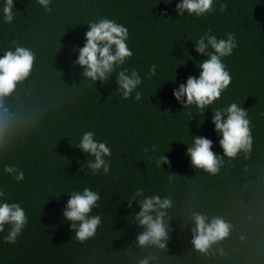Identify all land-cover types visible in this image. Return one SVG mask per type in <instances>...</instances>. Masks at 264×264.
I'll return each mask as SVG.
<instances>
[{"label": "trees", "instance_id": "obj_1", "mask_svg": "<svg viewBox=\"0 0 264 264\" xmlns=\"http://www.w3.org/2000/svg\"><path fill=\"white\" fill-rule=\"evenodd\" d=\"M179 2L51 0L49 13L38 0H14L11 24L0 11V57L12 40L36 53L30 76L0 98V191L7 194L0 202L19 203L28 216L15 243L4 241L9 226L0 232V264H138L145 256L152 257L150 264H264V0H215V10L203 17H181ZM221 3L228 5L224 12ZM100 18L129 30L133 56L122 67L139 72V101L135 92L122 97L115 73L107 83H83L84 69L74 64L87 23ZM208 29L218 39L234 33L238 44L223 58L232 82L211 107L238 103L248 111L254 138L251 158L225 157L216 176L194 169L186 155L194 136L211 139L212 150L223 155L213 109L202 116L173 95L189 76L199 77L198 63L206 57L194 43ZM153 64L156 75L149 78ZM87 131L111 149L108 174L84 167L93 157L76 146ZM163 154L171 166L157 167ZM5 165L22 170L25 179L17 182ZM85 187L100 194L92 214L102 223L93 238L80 242L63 211L68 193ZM137 188L173 200L166 249L135 246L142 229L130 218L140 207L133 201L130 209L128 199ZM193 211L223 217L233 226L230 237L207 256L191 245Z\"/></svg>", "mask_w": 264, "mask_h": 264}, {"label": "clouds", "instance_id": "obj_2", "mask_svg": "<svg viewBox=\"0 0 264 264\" xmlns=\"http://www.w3.org/2000/svg\"><path fill=\"white\" fill-rule=\"evenodd\" d=\"M214 3L215 0H180L176 4V11L181 17L185 16V13L203 17L215 10ZM38 4L46 12H52L51 0H38ZM219 7L220 11L224 12L228 5L221 3ZM14 9V0H5L0 10L5 23L13 22ZM87 24L89 30L85 33L84 46L74 49L79 53L74 64L84 69L83 83L87 81L95 84L107 83L115 73L117 90L122 97L128 99L135 92V99L141 100L142 93L136 91L142 83L139 72L122 67L133 56L127 44L128 28L109 18H100ZM211 32L212 30L208 29V32L194 43L196 52L206 57L198 63L199 77L189 76L186 83L180 84L173 92L176 100L185 109L195 105L202 116L205 109H209L219 100L230 86L232 77L223 63V58L232 55L233 50L238 47L234 33H226V39H218ZM11 45L12 48L6 50L0 57V98L10 95L18 82L28 78L36 62V53L31 48L19 45L16 40H12ZM117 68L121 70L116 72ZM148 75L149 78L156 75L155 64L150 66ZM213 113L212 123L215 125L214 130L221 137L219 144L223 149V155L216 154L212 150L213 141L202 136L192 137V144L188 146L186 155L190 157L194 169L216 176L221 172L225 157L231 161L243 153L246 159L251 158L254 138L248 111L238 103L233 102L223 109H213ZM76 148L93 157L91 160L87 159L84 166L93 174L101 170L104 174L109 173L111 160L108 158L112 155L111 149L105 142L97 141L93 131L85 132ZM155 150L156 146H152L151 151L155 152ZM149 151V148L144 149L146 154ZM164 164L171 166V161L163 154L156 158V165L160 167ZM84 167L81 166V169L84 170ZM4 172L12 175L17 182L25 179L24 172L16 166L5 165ZM168 179L172 182L173 176L169 175ZM68 195L69 199L63 211L64 220L71 222V229L75 232L78 241H87L96 235L102 223L100 215L92 214L93 209L98 207L100 194L85 187L82 191H73ZM6 196V192L0 191V199ZM133 201L138 203L140 211L134 214V218H130V223H135L142 229L136 237L135 246L140 249L148 247L166 249L170 240L171 217L168 210L173 207L171 196L146 195L143 188H137L128 199L130 209ZM191 222L194 224L191 228V245L196 252L205 256L210 254L215 245L228 239L232 233L231 223L220 216L209 217L193 211ZM27 223L28 216L19 203L0 202V232L5 230L6 225L9 226L8 235L4 238L5 243H15ZM151 259V256H145L138 264H150Z\"/></svg>", "mask_w": 264, "mask_h": 264}]
</instances>
